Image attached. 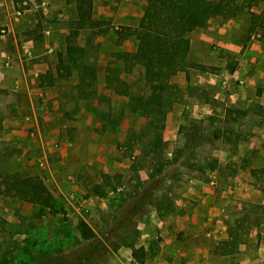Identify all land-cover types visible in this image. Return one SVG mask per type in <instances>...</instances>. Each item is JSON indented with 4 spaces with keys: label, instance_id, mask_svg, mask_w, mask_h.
Listing matches in <instances>:
<instances>
[{
    "label": "rangeland",
    "instance_id": "rangeland-1",
    "mask_svg": "<svg viewBox=\"0 0 264 264\" xmlns=\"http://www.w3.org/2000/svg\"><path fill=\"white\" fill-rule=\"evenodd\" d=\"M124 1L91 0L100 24L74 35L96 68L93 91L80 92L79 69H56L78 0H0V264H240L264 237V0L187 32L190 48L193 31H213L194 43L204 63L185 57L206 69L180 70L194 72L188 85L171 76L178 88L157 129L131 111L139 85L149 91L142 65L123 55L136 51L128 28L146 0L119 25ZM247 50L254 58L239 59ZM240 61L245 71L230 76ZM233 93L238 111H225ZM155 132L159 154L145 146ZM243 173L251 199L237 190ZM210 181L206 205L189 190ZM132 203L137 219L119 226Z\"/></svg>",
    "mask_w": 264,
    "mask_h": 264
},
{
    "label": "trees",
    "instance_id": "trees-1",
    "mask_svg": "<svg viewBox=\"0 0 264 264\" xmlns=\"http://www.w3.org/2000/svg\"><path fill=\"white\" fill-rule=\"evenodd\" d=\"M257 0H146L143 7L142 17L131 33H135L138 44L135 53L123 54L134 63L142 65L144 73L141 76L147 93L139 90L130 97L131 111H141L144 115L155 117L149 120V129L155 128V120L163 121L166 112L169 110L171 101L170 95L178 87L170 81L171 76L187 66L206 69V65L190 63L185 60L189 50V39L187 32L198 27L206 26L211 17L226 16L229 11H236L243 8H250L256 5ZM76 31L67 37L64 52L57 54V76H68L74 67L78 70V83L81 84L80 92L93 91L96 68L90 62H86V48L75 43L74 35L77 29L83 28L85 24L89 27L98 26L100 21L92 16L91 0H78L77 2ZM255 15V14H254ZM260 15V16H258ZM260 22L264 23V9L258 14ZM76 24V23H75ZM130 33V32H129ZM83 66L82 69L79 67ZM234 66L229 67L233 72ZM238 108L228 106L225 111ZM153 125V126H151ZM148 129V131H150ZM152 130V129H151ZM149 146L148 152L159 154L165 146L161 134L155 132L154 136L145 144ZM213 168L216 164H213ZM136 203H132L126 211L119 216V226L126 225V221L136 216ZM135 215V216H134ZM122 223V224H120Z\"/></svg>",
    "mask_w": 264,
    "mask_h": 264
},
{
    "label": "crops",
    "instance_id": "crops-1",
    "mask_svg": "<svg viewBox=\"0 0 264 264\" xmlns=\"http://www.w3.org/2000/svg\"><path fill=\"white\" fill-rule=\"evenodd\" d=\"M142 3H143V0H128V1L121 2L119 5V15L114 16V20L116 19L119 20V25L128 24L130 23L129 20H132L134 18L138 20V18L142 14V10H141ZM215 23H217V20H215L214 18L209 20L210 25L208 26V29H211L215 25ZM212 32H213L212 30L193 31L192 36L190 38L189 54L191 53V56L193 55L194 57L193 59H195L197 62L204 63V62H201V60L205 59V57L197 53H192L194 51V43H195L196 37L208 38L213 35ZM254 44H255L254 41H250L247 48L252 47ZM254 56L255 55L253 54L251 50H247L243 52L242 54H240L239 59L246 61L248 58L249 59L254 58ZM241 64L242 62L240 61L239 67H237L233 71V73H230L229 75L233 76V75H236L237 73H240V71L243 70V67L241 66ZM197 72L199 73L198 76L200 78V72L199 71ZM191 74L193 75L194 72H190L189 69L184 70V71H179L177 72L176 75H174V80L179 81L182 85H188ZM213 75L217 77V74H213ZM201 78L203 77L201 76ZM198 81H202V80L199 79ZM221 99L224 100V98H221ZM240 101L241 100L238 97L234 96V93H233V95H230L228 101L225 102L224 105L227 107L228 106L236 107L238 106V103H240ZM198 108H199L198 112H195V115H197L198 117L202 116L203 111H205V113L206 112L210 113V111H212V106L210 103H208V105L207 104L203 105V107L199 105ZM200 109H202V112H199L201 111ZM168 138L169 137L167 136L164 137V139H168ZM243 172L246 173V170H243ZM244 173L241 175V177H238L237 179V190H240V194H239L240 198L251 199L252 195L250 193L253 188L252 181L251 183L246 182L245 179H243V177L246 175ZM189 182H192V180H189ZM213 185H214V181L198 183L196 184V186L195 184H192L191 187H193V189H190L189 191L193 192L194 195L197 198H199L198 200H200L201 202L207 203L206 205H209V203L212 201L211 198L213 196ZM259 232H263L261 228H259ZM256 241L258 242V244L255 250L250 249L248 246L244 248L245 249L244 260H242L240 264H264V237L261 235L257 236Z\"/></svg>",
    "mask_w": 264,
    "mask_h": 264
}]
</instances>
